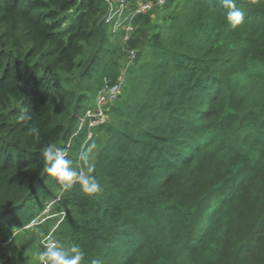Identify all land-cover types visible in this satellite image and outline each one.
I'll return each mask as SVG.
<instances>
[{"label": "trees", "instance_id": "trees-1", "mask_svg": "<svg viewBox=\"0 0 264 264\" xmlns=\"http://www.w3.org/2000/svg\"><path fill=\"white\" fill-rule=\"evenodd\" d=\"M116 1L0 0V236L18 231L6 248L19 230L47 235L51 219L27 225L60 196L53 239L82 264H264V0H235L236 28L224 0L132 18L138 0L120 18ZM126 68L85 144L96 94ZM50 143L77 171L94 144L103 191L62 190L44 169Z\"/></svg>", "mask_w": 264, "mask_h": 264}, {"label": "clouds", "instance_id": "clouds-1", "mask_svg": "<svg viewBox=\"0 0 264 264\" xmlns=\"http://www.w3.org/2000/svg\"><path fill=\"white\" fill-rule=\"evenodd\" d=\"M225 6L229 9L226 14L227 23L232 27L242 25L245 22V14L236 7L235 0H224ZM25 115L21 114L19 119L24 120ZM26 135L39 140L40 129L38 126H32L27 129ZM95 145L89 146L79 159L82 162V168L77 171L74 168L73 161L67 158V153L64 149L57 147L54 144H47L43 147L42 156L44 160V169L47 174L60 184L64 190H69L74 184L79 183L83 193L88 196H94L103 191L102 185L94 175L95 166L91 163L92 152ZM87 169L85 173L83 168ZM35 224V221L32 222ZM32 227V225H28ZM48 242L45 244L43 251L37 253L38 264H82L84 261V253L76 245L70 249H65L60 241L55 240L49 235ZM92 264H98L97 261H92Z\"/></svg>", "mask_w": 264, "mask_h": 264}, {"label": "rangeland", "instance_id": "rangeland-1", "mask_svg": "<svg viewBox=\"0 0 264 264\" xmlns=\"http://www.w3.org/2000/svg\"><path fill=\"white\" fill-rule=\"evenodd\" d=\"M160 0H138L137 5L140 7H145L146 11L144 13H151L154 16L155 15H161L162 8L159 7ZM113 7H118L116 12L113 14H123L125 9H128L130 7V3L127 2V0H117L116 3L113 4ZM129 17L133 16V13L128 14ZM122 23V20L118 23L117 29L120 28ZM125 40V39H124ZM126 49L125 47H122V51ZM125 51V50H124ZM123 51V52H124ZM125 53V52H124ZM128 58V55L125 53L123 56V61L126 62ZM129 60V59H128ZM127 69V68H126ZM97 96V94H96ZM96 96L94 98V102L96 99ZM93 102V104H94ZM110 108L108 110V113L110 112ZM94 138V135L92 136ZM91 138V139H92ZM90 140H86L85 144ZM84 144V146H85ZM96 148V147H95ZM64 190V189H62ZM60 197V196H59ZM49 201V200H48ZM65 207V206H64ZM62 207V208H64ZM64 209H61V212L56 216L55 214L49 215L48 218L43 219L40 223L48 222V225H46L45 229L50 228V230L47 232V235L43 236L42 231H40L38 234L30 235L28 236L25 234L24 230L20 231V238L12 245V248H6L9 241L13 239L17 235L16 230L8 229L7 231H4L0 236V264L6 261L9 257H13L12 264H38V260L36 258L37 253L40 251H43L45 248V244L48 242V237L51 235L53 238V229H55V226L57 224V220L64 214ZM61 215V216H60Z\"/></svg>", "mask_w": 264, "mask_h": 264}, {"label": "built area", "instance_id": "built-area-1", "mask_svg": "<svg viewBox=\"0 0 264 264\" xmlns=\"http://www.w3.org/2000/svg\"><path fill=\"white\" fill-rule=\"evenodd\" d=\"M166 0H160L159 5L164 4ZM114 9V8H113ZM110 11V15L111 17L117 16L120 18L121 15L119 14H115L113 15L116 10ZM146 8L144 7H140V6H136V9L133 13V15L137 14V13H144L146 10ZM129 17V16H127ZM133 17V16H132ZM131 17V18H132ZM118 23L116 24L117 28ZM122 25V23H121ZM127 30V34L124 36V39H128L130 37V34L133 32L134 28L131 24H129L126 27ZM136 53L135 51L131 52V59L129 60V64H131V62L133 61V59L135 58ZM126 71L127 69H124L121 73V76L119 78L118 81L112 82L111 79L105 78L104 83L102 85V87L99 89L95 102H94V106L93 108L89 109L85 115V120H87L88 123V137L87 139L90 140L93 136V129L97 126L103 125L105 124L109 117H108V110L109 107H111L119 98L121 91H122V86L125 82V78H126ZM84 171V170H83ZM60 199V197L58 196L57 198H54L52 200H49L46 202L45 207L42 209V211L37 214L36 216H34L31 221L28 223V225H36L39 224L43 219H46L49 217V215H51L52 209L54 207V204ZM35 221V224H32V222ZM27 225V226H28Z\"/></svg>", "mask_w": 264, "mask_h": 264}]
</instances>
